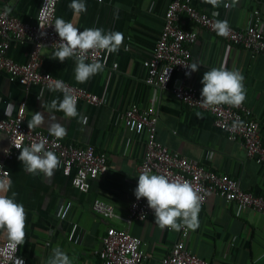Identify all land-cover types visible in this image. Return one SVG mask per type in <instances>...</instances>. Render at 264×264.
Returning <instances> with one entry per match:
<instances>
[{
	"label": "crops",
	"instance_id": "crops-1",
	"mask_svg": "<svg viewBox=\"0 0 264 264\" xmlns=\"http://www.w3.org/2000/svg\"><path fill=\"white\" fill-rule=\"evenodd\" d=\"M170 0H85L86 11L78 16L69 8L70 0H59L56 16L71 21L74 26L98 27L123 33L119 50L110 53L104 70L84 83L73 79L75 61L51 59L52 50L39 51L41 69L96 95L100 105L83 101L76 103L78 115L86 117L81 124L77 117L64 118L54 111L56 120L64 124V142L90 145L107 156L108 171L92 180L88 192L81 193L71 184L70 176L62 174L60 166L50 176L36 175L24 170L17 159L18 153L5 162L11 186L9 195L24 207V243L18 254L27 264H45L51 249L60 246L73 264L96 263V251L107 227L126 229L141 242L143 252L149 257L142 264H159L178 231L160 228L149 217L145 220L124 222L121 217L131 201L137 167L144 153V136L125 127L119 115L129 103L141 109L156 110V138L169 150L177 152L217 174H227L238 180L243 191L264 196V166L248 159L242 146L228 140L214 127L212 118L198 110L180 104L172 94L179 83V74H173L168 89L159 90L144 83L142 62L151 54L161 31L165 9ZM191 5L217 20H225L233 28L247 26L257 12L264 33V0H220L213 7L209 0H187ZM41 0H0V7L8 4L9 11L22 22L35 20ZM227 5V6H225ZM197 37L190 46L191 60L198 62L196 71L190 73L185 84L200 91L201 77L205 71L221 63L229 69H238L243 75L245 99L258 121L264 142V56H254L239 46L192 27ZM32 45L8 41L7 54L15 62L28 60ZM116 64V68H112ZM63 94L36 85L23 86L8 81L0 72V116L12 117L18 105L24 102L25 122L33 112H40L44 122L34 128L48 132V103ZM11 103L10 115L4 114ZM6 140L0 134V156ZM99 200L112 207L117 217L104 218L92 210ZM199 225L189 229L187 248L197 257L211 264H264V220L254 211L240 210L235 204L225 203L216 195L208 196L198 213ZM0 240H4L0 236Z\"/></svg>",
	"mask_w": 264,
	"mask_h": 264
},
{
	"label": "built area",
	"instance_id": "built-area-1",
	"mask_svg": "<svg viewBox=\"0 0 264 264\" xmlns=\"http://www.w3.org/2000/svg\"><path fill=\"white\" fill-rule=\"evenodd\" d=\"M44 2L45 0H41L32 23L22 22L10 11L3 14L4 9H8V4L0 7V72L4 73L11 83L26 87L36 85L63 94L60 90H53L51 87L54 81L63 80L41 69L40 49L47 47L53 50L56 47L55 43L59 41L53 27L48 25L56 17L59 0H54L51 5L54 11L47 18L40 16V8ZM216 20L187 0H170L151 54L142 62L145 69L144 83L159 90H166L173 74H179V83L172 88L174 98L189 109L209 115L214 127L223 132L228 140L239 143L248 159L264 166V142L261 128L253 117L251 109L243 103L237 107L229 105L204 107L200 103V91L185 84L191 73L186 75V72H189L186 64L192 63L190 46L197 37L192 27L212 33L233 46L249 51L254 56H264V33L257 12H254L251 22L243 28L237 29L228 25L229 32L226 36L217 35L212 28ZM9 40L32 45L27 62H15L9 57L7 54ZM109 55L103 50L99 51V55H95L94 50H89L86 62L101 60L106 65ZM116 66L112 64L113 69ZM63 83L77 97L76 103L83 101L91 105L101 104V100L88 90L65 81ZM119 118L125 127L144 136V153L137 167L138 174L142 171H151L168 175L170 179L187 180L204 196L201 206L208 196L216 195L227 204H235L240 210L256 212L264 220V196H255L243 191L236 178L227 174H217L212 169L169 150L157 140L156 110L141 109L132 102L119 115ZM234 123L237 124L235 128L231 127ZM27 124L24 102L18 105L14 116H0V134H3L6 140L5 148L0 156V181L9 179L5 162L19 152L14 145L16 143L30 144L41 139L44 140L45 149L53 151L59 158L62 174L70 176L72 186L81 193L88 192L92 180L108 171L107 156L103 151H98L90 145L81 146L64 142L61 138L57 139L42 130L30 128ZM136 182L137 179L134 181L135 186ZM92 210L104 218L117 217L111 206L99 200L93 202ZM149 217L154 219L145 198L136 199L133 193L121 219L128 224L132 220H145ZM188 235L189 229L179 230L177 239L172 243L168 253L160 259L159 264H211L197 257L187 248L185 242ZM4 244L5 240H0V249H3ZM15 256L27 264L25 258L18 254V247ZM148 257L149 254L141 249L140 240L130 235L126 229L107 227L100 239V248L96 251L97 261L92 264H142ZM0 258L3 257L0 256Z\"/></svg>",
	"mask_w": 264,
	"mask_h": 264
},
{
	"label": "clouds",
	"instance_id": "clouds-1",
	"mask_svg": "<svg viewBox=\"0 0 264 264\" xmlns=\"http://www.w3.org/2000/svg\"><path fill=\"white\" fill-rule=\"evenodd\" d=\"M220 0H209L213 7L217 6ZM54 0H45L40 8V16L49 17L54 8L51 5ZM69 8L73 14L78 16L86 11L85 0H70ZM227 6V5H225ZM10 9H4L7 14ZM48 25L53 27L59 41L51 52V59L64 62L66 58L75 61L73 68V79L78 83H84L91 76L102 72L104 64L101 60L86 62L88 51L94 50L95 55L103 50L105 54L117 52L124 39L123 33L114 30L91 27L80 30L69 20L56 16ZM212 28L217 35L226 36L229 26L225 20H216ZM43 34V33H42ZM199 63L186 64L189 72L196 71ZM242 73L235 68L229 69L221 63L218 67H212L205 71L200 83V103L204 107H215L219 105L239 106L245 99V88ZM53 90H60L63 95L59 99L53 98L48 103L49 123L48 132L53 137L60 139L66 133L64 124L56 120L54 111L63 113L62 119L77 117L81 124L87 122L86 117H80L76 108L77 97L67 89L63 81L56 80L51 85ZM13 105L9 103L4 114L10 115ZM44 116L40 112H33L27 126L32 128L44 122ZM231 127H237L234 123ZM19 149L17 159L21 162L24 170L36 175L43 173L50 176L60 164L57 155L44 147V140L31 142L30 144L16 143ZM6 150V149H5ZM137 182L133 190L136 199L145 198L147 206L152 210L154 223L160 228H169L179 231L182 228L194 230L199 225L198 213L204 196L187 180L170 179L168 175L142 171L136 176ZM11 180L0 181V236L5 240L3 249H0V264H24V261L15 256L18 246L24 243V222L25 212L21 203L15 199V192L10 195L9 189ZM45 264H73V258L60 248L55 246L51 249L50 256Z\"/></svg>",
	"mask_w": 264,
	"mask_h": 264
}]
</instances>
